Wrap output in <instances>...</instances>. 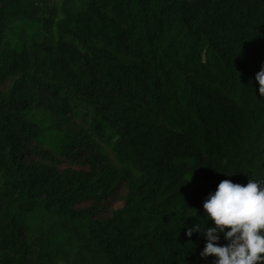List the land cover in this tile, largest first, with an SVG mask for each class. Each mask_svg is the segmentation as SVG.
I'll list each match as a JSON object with an SVG mask.
<instances>
[{
  "label": "trees",
  "instance_id": "trees-1",
  "mask_svg": "<svg viewBox=\"0 0 264 264\" xmlns=\"http://www.w3.org/2000/svg\"><path fill=\"white\" fill-rule=\"evenodd\" d=\"M262 64L264 0H0V264H213L186 226L264 179Z\"/></svg>",
  "mask_w": 264,
  "mask_h": 264
},
{
  "label": "clouds",
  "instance_id": "clouds-1",
  "mask_svg": "<svg viewBox=\"0 0 264 264\" xmlns=\"http://www.w3.org/2000/svg\"><path fill=\"white\" fill-rule=\"evenodd\" d=\"M264 96V64L254 76ZM204 220L187 227L185 235L202 234L201 258L213 264H264V179H249L246 185L230 179L220 181L202 203ZM211 220V226H205ZM221 236L226 241L220 244Z\"/></svg>",
  "mask_w": 264,
  "mask_h": 264
},
{
  "label": "rangeland",
  "instance_id": "rangeland-1",
  "mask_svg": "<svg viewBox=\"0 0 264 264\" xmlns=\"http://www.w3.org/2000/svg\"><path fill=\"white\" fill-rule=\"evenodd\" d=\"M67 166H69V164H67ZM73 168H78L80 166H77V165H72ZM113 206L117 207L119 205V202L118 201H115L112 203Z\"/></svg>",
  "mask_w": 264,
  "mask_h": 264
}]
</instances>
